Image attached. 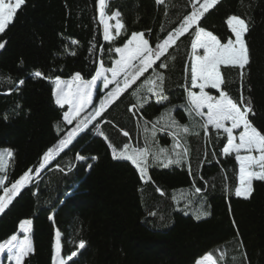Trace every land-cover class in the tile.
Returning <instances> with one entry per match:
<instances>
[{"label":"trees","instance_id":"1","mask_svg":"<svg viewBox=\"0 0 264 264\" xmlns=\"http://www.w3.org/2000/svg\"><path fill=\"white\" fill-rule=\"evenodd\" d=\"M193 3L110 0L107 14L119 11L124 27L118 38L107 42L99 0H26L0 34V42L5 43L0 49V148L13 152L1 171L0 198L8 199L7 189L25 173L32 177L0 213V244L18 233L25 219L31 220L33 252L22 264H53L57 231L49 211L61 200V258L78 252L66 264H195L208 254L215 264H264V181H253L250 199L234 195L239 165L235 155L222 152L227 137L221 130L217 133L210 127L205 132L197 127L179 133L176 140L181 148L177 150L187 149V156L181 165L164 167L153 153L173 148L174 129L161 130L167 120L162 110L166 104L151 102L141 107L135 99L122 98L68 148L59 149L73 125L63 120L66 107L55 104L56 79L70 81L80 73L83 80H91L101 63L111 66L114 48L133 32H143L155 48L191 14ZM231 15L250 26L245 36L250 64L243 79L239 69L222 66L225 83L220 91L237 102L241 94L250 98L255 115L249 119L264 134V0H219L198 25L180 36L158 64H167V88L184 86L183 91L164 96L185 95L190 88L196 28L203 27L226 43L233 38L227 25ZM37 71L41 77L34 75ZM205 91L219 95L215 89ZM132 110L140 117V129ZM171 117L192 129V117L186 111ZM97 128L107 139L97 135ZM132 140L141 145L134 149H149L147 182L130 161L113 158V150L122 152L125 145L127 151L134 150L129 146ZM49 149L55 154L45 163ZM88 171L92 179L88 197L66 200ZM196 187L200 193H195ZM201 201L210 215L197 220L194 212ZM81 241L83 249L78 248Z\"/></svg>","mask_w":264,"mask_h":264},{"label":"snow or ice","instance_id":"2","mask_svg":"<svg viewBox=\"0 0 264 264\" xmlns=\"http://www.w3.org/2000/svg\"><path fill=\"white\" fill-rule=\"evenodd\" d=\"M25 2L26 0H15L13 5L6 2V0H0V34L5 32L13 21L17 10ZM158 2L163 3V0H158ZM217 3H219V0H194L191 14L187 15L182 23L163 39L162 43H157L155 48L149 45V40L144 38L143 32H133L131 38L127 40L123 47L114 48V52L119 56L118 59L114 60V66L105 68L103 63H101L100 70L95 73V76L91 80H83L80 73H76L71 81H62L57 78L55 81V102L61 108L68 105L70 109L64 113L63 119L69 124L73 120H77L76 129L73 133H70L67 139L60 142L59 148L68 145L76 132L87 128L89 121L102 116L108 106L123 91L130 87L143 73L152 69L153 64L157 60H160L169 46L174 44L180 36L188 32L189 29H192L193 26L198 25L201 17ZM99 6L102 23H104V39L107 41L112 37L109 24L103 19L105 15V0H99ZM120 15L119 11L114 13V17L118 18ZM227 25L234 35V39L229 38L226 43H222L211 31H206L203 27L196 28L194 39L191 41L190 88L187 90L186 103L181 106L192 117V129L187 125L179 124L172 118L170 115L171 109H169L168 119L165 120L161 130L174 129L172 133L174 138L173 148L171 151L166 148H158L153 153V158L156 162L162 163L164 167L173 164L181 165L187 156V149L183 151L177 150L181 148V145L176 140L179 133H188L197 127L205 132L210 127L217 130V133L222 130L227 136V144L222 149V152L224 154L235 152V158L239 162V185L235 188L234 195L247 200L251 198L254 192L253 181H264V134L253 126L249 119L250 114L255 115L250 98L245 99L243 94H241L239 102H237L226 92L220 91L221 85L225 83L221 72L222 66L239 69L241 79H243L244 70L250 64V50L245 40V36L250 28L249 24L245 19L231 15L227 19ZM123 27L124 25L117 19L116 28L120 29ZM73 43L76 42L73 41ZM4 47L5 43L0 42V49ZM201 49L203 50L202 53L199 51ZM159 67H167V64L162 62ZM108 73H111V76ZM34 75L41 77L42 74L37 71ZM98 81H101L104 89L108 91L103 99L100 100L99 107H95L92 104L93 92L94 90H98ZM163 81L164 76L157 73L155 69H153V77L146 81L147 92L155 94L161 102L168 99L167 96L161 95L163 93ZM19 83L22 85L24 81L21 80ZM109 85H115V87L110 89ZM191 89H199V92L197 93ZM205 89L218 90L219 95H210ZM132 95L136 97V105L142 107L147 97L141 96L140 91H134ZM90 107L93 110L87 112V109ZM205 109H207L206 112ZM82 113L86 114L82 117ZM196 117H199V120H196ZM238 129H242V131L239 132L238 136L234 135V130ZM155 130L156 126L154 125L153 133ZM96 132L97 135L107 139L99 128L96 129ZM123 134L124 136L128 135L127 132ZM194 134L199 135V131H195ZM237 140L239 141L238 143L236 142ZM125 149H127V145H125ZM148 154L149 149L147 147L142 150L134 149L131 152L126 150L117 153L113 150V158L131 161L139 170L141 179L147 176ZM53 155L54 150L49 149L43 157L44 162L48 163ZM12 156L13 152L10 149L0 150V161H3L5 157L11 158ZM77 159L84 160L85 157L78 156ZM36 174L39 175V172ZM31 179L32 177L28 173H25L19 181L13 183L7 189V192L11 193V195L8 199L0 198V213L5 210L12 197L17 195ZM200 192L201 189L196 187L195 193ZM186 207H189V205H186ZM203 208L204 202L201 201L200 208L194 212L197 220L210 215ZM151 214L155 215V213ZM31 226L32 221L28 219L20 223V231L25 233L24 239H18L16 235H13L5 244H0V253L8 246L9 259H15L16 264H22V260L33 252L32 241L27 235L31 231ZM55 235L53 264H66L65 259L61 258V233L57 231ZM84 247L85 242L81 241L78 248L83 249ZM77 254V251H72L67 256V260L71 261ZM212 260V255L208 254L202 259L197 260L195 264H208Z\"/></svg>","mask_w":264,"mask_h":264},{"label":"rangeland","instance_id":"3","mask_svg":"<svg viewBox=\"0 0 264 264\" xmlns=\"http://www.w3.org/2000/svg\"><path fill=\"white\" fill-rule=\"evenodd\" d=\"M110 0H105V15L103 17L104 20L107 21V23L109 24V28H110V33H111V39L110 40H107V42H111L112 40H115L116 38H118L121 33H122V28L120 29H117L116 28V23H117V19H119V17H114V14L113 15H109L107 14V6H108V3H109ZM164 1V0H163ZM6 2L8 3H11L14 5L15 3V0H6ZM158 2V0H157ZM211 9V8H210ZM209 9V10H210ZM99 14H100V6H99ZM101 17V15H100ZM120 21V20H119ZM121 22V21H120ZM101 23H102V17H101ZM102 27H103V38H104V23H102ZM230 29V28H229ZM131 38V36L129 37V39ZM234 39V35H233V38ZM105 40V39H104ZM106 41V40H105ZM127 42V41H126ZM125 42V43H126ZM124 43V44H125ZM123 44V45H124ZM120 46V47H123ZM173 45V44H172ZM170 45V46H172ZM169 46V47H170ZM167 51V50H166ZM200 53L203 52V50H199ZM119 56L118 54H116V58L115 59H118ZM114 59V60H115ZM114 60L112 61V64L111 66L109 67H113L114 66ZM158 61L157 60L154 64H153V68L152 69H149L148 71H146L145 73H143V75H141L133 84H131L130 87H128L125 91H123L119 97L111 104L108 106V108L103 112L102 116H104L105 113H107L116 103L119 102L120 99H129V98H132V99H135L136 100V97H134L132 95V93L134 91H140V94L141 96H146L147 99L146 101L143 102L144 105H146L147 103H151V102H154L155 104L157 105H163V104H166L162 110L165 111L166 113V118L168 119V110L171 109V112H170V115L172 116L174 114V112H177L179 110L181 111H186L185 108L181 107L182 105H185V101H184V98L186 99V95H187V88L185 89V95H180L179 96H174V98H168L166 101L167 103H165V101H159L158 97L153 94V93H150V92H147V85H146V81L148 79H151L153 77V69H155V71L157 73H160L164 76V81H163V93L161 95H164V94H167L169 92H172V91H175L176 89H179L180 91H183V87L181 86L180 88H176V87H173V88H167V82L165 81L166 80V73L164 71V67H159L160 64H158ZM105 68H108V67H105ZM100 70V68H99ZM98 70V71H99ZM109 76H111V73H108ZM122 79V77H121ZM71 81V80H70ZM115 85H109V88H114ZM55 88H56V84L53 86V93H54V101L56 100V97H55ZM97 89L98 90H94L93 92V101H92V104L93 106L95 107H99V102L101 99H103V97L105 96L106 92L108 90L104 89L103 87V84L101 81H98L97 83ZM192 91H196V92H199V89H191ZM206 90V89H205ZM221 90V89H220ZM218 91V90H217ZM56 104V102H55ZM57 105V104H56ZM58 107H60L59 105H57ZM64 107H66V111H69V106L68 105H65ZM61 108V107H60ZM93 109L90 107L87 109V112H91ZM65 111V112H66ZM134 113H135V126L137 129H140L141 128V121H140V117L137 115V113L135 112V110H132ZM207 111V109H205V112ZM187 113V111H186ZM86 113H82L81 116L83 117ZM188 114V113H187ZM102 116H99V117H96L95 120H91L88 122V127L83 129L82 131L80 132H76L75 135H73L72 137V140L70 141V143L66 146H64L63 148H59V149H66L68 148L72 143L73 141L77 138V136L83 132V131H86L87 129H89L90 127H92L93 125H96V122L102 117ZM138 118V119H137ZM77 119H80V118H77ZM64 120V119H63ZM64 122L67 124V125H73V127L70 129V132L67 136V138L69 137L70 133H73L74 130L76 129V126H77V120H73L71 124H69L67 121L64 120ZM230 126V125H229ZM222 131V130H221ZM242 131V129H238V130H234V135H237L239 134V132ZM223 132V131H222ZM226 135V134H225ZM227 137V136H226ZM66 138V139H67ZM237 143L239 142L238 140L236 141ZM135 143V144H134ZM60 145V144H59ZM130 148L131 149H134L135 146L140 147L141 148V145L138 143V141H130V144H129ZM226 146V145H225ZM4 148H0V150H2ZM128 150V148H127ZM124 151H126V149H124ZM123 152V151H122ZM129 152H131L129 150ZM119 153V152H117ZM55 154V153H54ZM241 154H244V153H241ZM255 154V153H254ZM224 155H235L236 157V153L235 152H231L229 154H224ZM54 157V155H53ZM52 157V158H53ZM123 160H126V159H123ZM129 161V160H128ZM131 162V161H130ZM238 162V161H237ZM9 163V158L5 157L3 159V161H0V175H1V171L8 165ZM238 165H239V162H238ZM135 166V165H134ZM136 167V166H135ZM137 168V167H136ZM138 170V169H137ZM139 171V170H138ZM140 174V173H139ZM149 180V174L147 172V176L143 179V181L147 182ZM92 187V179L90 177V173L89 171L87 172L85 178L82 180V182H80L77 187L71 192V194H69V196L66 197V200L67 199H70V198H73L74 196H77V197H81V198H87L88 197V194H89V191ZM242 198V197H240ZM64 205V200H61L57 206L55 207V209L49 211V215H50V218L54 224V227L56 229V231H58L59 229V226H58V222H59V213H60V210L62 208V206ZM8 206V204H7ZM7 206L5 207V210L7 208ZM28 237L31 239V231L30 233L27 234ZM16 236L18 237V239H24L25 237V233H22L20 231V228L18 230V233L16 234ZM15 243V242H14ZM74 258V257H73ZM23 261V260H22ZM66 263L68 262L67 259H65ZM0 264H16V261L15 259H9V252H8V246L5 247L4 251L2 253H0ZM208 264H215L213 261L211 262H208Z\"/></svg>","mask_w":264,"mask_h":264},{"label":"crops","instance_id":"4","mask_svg":"<svg viewBox=\"0 0 264 264\" xmlns=\"http://www.w3.org/2000/svg\"><path fill=\"white\" fill-rule=\"evenodd\" d=\"M198 93V92H197Z\"/></svg>","mask_w":264,"mask_h":264}]
</instances>
